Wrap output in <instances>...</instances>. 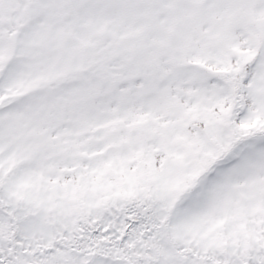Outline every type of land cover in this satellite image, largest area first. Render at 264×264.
Wrapping results in <instances>:
<instances>
[{
	"label": "snow or ice",
	"instance_id": "snow-or-ice-1",
	"mask_svg": "<svg viewBox=\"0 0 264 264\" xmlns=\"http://www.w3.org/2000/svg\"><path fill=\"white\" fill-rule=\"evenodd\" d=\"M0 264H264V0H0Z\"/></svg>",
	"mask_w": 264,
	"mask_h": 264
}]
</instances>
